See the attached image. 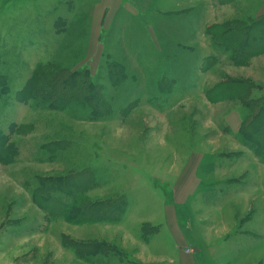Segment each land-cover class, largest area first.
Masks as SVG:
<instances>
[{"label": "rangeland", "instance_id": "rangeland-1", "mask_svg": "<svg viewBox=\"0 0 264 264\" xmlns=\"http://www.w3.org/2000/svg\"><path fill=\"white\" fill-rule=\"evenodd\" d=\"M117 1L95 24L101 0H0V264H264V162L225 129L240 102L216 94L236 83L238 99H264V52L237 66L218 40L263 19L264 0ZM61 72L94 82L91 96L75 88L91 107L27 93ZM202 156L191 194L179 180ZM81 192L89 216L72 211ZM175 206L192 228L181 250L165 226Z\"/></svg>", "mask_w": 264, "mask_h": 264}, {"label": "trees", "instance_id": "trees-1", "mask_svg": "<svg viewBox=\"0 0 264 264\" xmlns=\"http://www.w3.org/2000/svg\"><path fill=\"white\" fill-rule=\"evenodd\" d=\"M246 26V25H245ZM248 29L245 30L243 33H235L234 31H226L224 34L220 35L218 40L220 39L221 41V46L222 49H224L227 53H230V58L229 61L233 62L237 66H246L248 62L251 60V58L254 57V55L257 53L264 52V42L262 38H257V37H252V35H255V32H261L264 36V18L261 20H258L254 22V24H251ZM83 29V28H82ZM254 33V34H253ZM226 53V54H227ZM255 55V56H256ZM217 61V60H216ZM109 70H111L112 73L116 72H121L122 73V78L121 79H126L127 75L124 74V67L120 64H114L113 62L108 64ZM86 71H82V74H87L84 73ZM62 74H57L53 75L44 73L42 76L38 74V79H34V83L31 85L30 89H28L27 93H30V95L34 96V101L38 100H45L46 103H51L53 104H58L61 105L64 109L66 107V104H73V102L77 101V104H89L91 107L93 103L88 102L87 99L85 98H79L80 91L82 90L81 94L84 93V95L87 92H84L85 89H87V84H90L89 89L90 96L93 95L94 90V82L91 80H88L87 77L78 75L77 73L75 74H70L69 72L63 73ZM55 77L59 78L58 80L55 79ZM117 81V80H116ZM2 84L5 86L6 81L4 76L0 73V85ZM81 85V90H76L78 89V85ZM74 87V89L69 92L64 94V91H66L68 88ZM76 88V89H75ZM48 89L53 91L52 93L48 92ZM240 89L238 88L236 83H229V84H223V88L219 90L218 94L220 96V99L224 100H234L240 102L241 106L244 108V112L241 113V119H242V125L240 128V131L237 135V138L243 145H245L249 150L253 151L254 156L260 160L262 163L264 162V99H256V98H248L247 103L245 100L238 99V96H235L234 94L239 93L240 94ZM252 94V93H249ZM23 95V94H22ZM27 97V100L30 99ZM38 95V96H37ZM207 95H209L207 93ZM53 102V103H52ZM261 103L260 106H258ZM53 110H56V107H50ZM59 109H61L59 107ZM95 110V109H94ZM254 110V111H253ZM253 112V113H252ZM109 114V113H107ZM94 115H96L94 113ZM4 138V137H3ZM65 180L63 179L62 182L60 181H51L53 184L52 185H45L52 187L58 191V189L62 188V184ZM49 184V183H48ZM70 187H75L76 184L74 182H69ZM44 186V187H45ZM82 194L78 195L79 197H74L75 203L78 202V206L76 205L75 208H71L73 212L75 213H82L81 216L84 215H90L89 213V208L87 205L83 204L84 200L82 201ZM119 200L121 198H118ZM126 203V201L124 202ZM104 205H101L102 207ZM99 207V208H100ZM105 207V206H104ZM97 208L94 211L95 217H94V222H102L105 218V209L104 208ZM71 209L69 210L71 212ZM124 213V211H123ZM103 214V215H102ZM112 214V213H110ZM108 214V215H110ZM126 214V213H125ZM113 216H108V220H111ZM115 217H118L117 214H115ZM118 222L121 221V217H118ZM113 223V221L111 222ZM97 248H93L94 254H98Z\"/></svg>", "mask_w": 264, "mask_h": 264}, {"label": "crops", "instance_id": "crops-1", "mask_svg": "<svg viewBox=\"0 0 264 264\" xmlns=\"http://www.w3.org/2000/svg\"><path fill=\"white\" fill-rule=\"evenodd\" d=\"M101 4L104 5V12L101 13L100 15V20L99 19H96L94 22L96 24V22H104L107 21L109 18H110V15L113 13L114 10L116 9H120L121 6H122V3L117 1V0H101ZM132 2V3H131ZM130 3H131V7H135V10H140L142 11H148L149 12V7L151 5H154L155 3L160 5L161 6V0H132ZM120 3V4H119ZM136 5L138 7H136ZM137 11V12H138ZM142 11V12H143ZM117 12V11H116ZM115 12V13H116ZM107 16V17H106ZM261 85V84H259ZM224 123L227 127H225V129H228L227 131L233 135L234 139L236 140V136L238 135L239 131H240V128H241V114L240 112L238 111H234L232 113H228L225 118H224ZM237 141V140H236ZM239 146L244 149L245 151L248 150V153L247 154H250L251 151L249 149H245V146L241 144V142H238ZM237 148V146H235ZM257 160V159H256ZM204 157H200V159L197 161V164L195 166H193V169L191 170V175H190V181H189V185L187 186L188 182L187 181H184V183L181 181V179L179 180V182H181L183 184V186L186 184L185 187H187V191H189L191 194L193 193V191H197L200 187H201V182L199 181V178L197 176V174L199 173V170L200 168H202L203 164H205L204 162ZM216 166V165H215ZM177 191L175 190V195H176V200H175V203L177 204H180V200L178 199V194L176 193ZM186 194L188 195L189 193L186 192ZM186 196V195H185ZM189 199V198H188ZM186 202V201H185ZM169 216L166 217V228H167V231H169L172 236H173V242H174V245H176L180 250L182 247H187L189 244L188 242V238H192L190 236H187L184 234V232H192V228L191 227H185V231L183 232L182 230V223H181V219L178 217V210H177V206H175V208H172V207H169ZM157 216H159V214H155L154 216H152V218H156ZM153 222H148L147 224H143L144 226L145 225H149L151 230L153 231V235L156 236V237H161V225L159 226H154L153 229L151 227ZM152 236V237H154ZM157 244H161V240L160 239H157ZM150 241L148 244H140L138 243V245H145L147 246L150 250L152 249L153 251H155V241L154 243H152ZM152 247H151V246ZM161 255V252H157ZM183 254V253H182ZM182 254H181V257H182ZM183 260H185V263L184 264H193V261L190 260V258H188V256H183L182 257ZM170 264H175V262L173 260H171V263Z\"/></svg>", "mask_w": 264, "mask_h": 264}]
</instances>
